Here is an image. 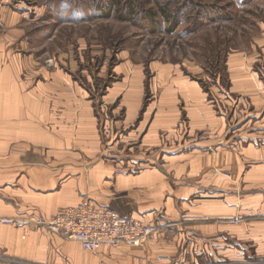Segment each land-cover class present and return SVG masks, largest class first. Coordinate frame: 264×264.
I'll return each mask as SVG.
<instances>
[{"label":"rangeland","instance_id":"obj_1","mask_svg":"<svg viewBox=\"0 0 264 264\" xmlns=\"http://www.w3.org/2000/svg\"><path fill=\"white\" fill-rule=\"evenodd\" d=\"M0 49V66L10 64L30 88L59 83L73 90L96 127L95 138L81 140L102 147L104 158L145 165L153 159L163 168L172 157L180 165H205L209 156L208 165H216V155L236 142L264 147V101L258 99L264 94V0H0ZM176 75L200 86L208 110L178 94ZM248 82L253 94L243 92ZM135 94L140 106L129 125L125 106ZM208 169L214 177L201 181L203 190L194 188L193 201L211 195L212 181L224 172ZM199 174L189 168L184 176ZM226 222L236 226L243 219L237 213ZM121 246L93 253L79 246L78 264H121L115 258ZM197 246L192 242L184 255L200 253ZM199 258L172 264H233L216 254Z\"/></svg>","mask_w":264,"mask_h":264},{"label":"crops","instance_id":"obj_2","mask_svg":"<svg viewBox=\"0 0 264 264\" xmlns=\"http://www.w3.org/2000/svg\"><path fill=\"white\" fill-rule=\"evenodd\" d=\"M173 87L207 109L196 82L176 75ZM244 88L248 91L243 92L253 94L251 82ZM71 92L59 83L30 88L17 79L10 64L0 66V219L48 217L87 198L96 206L156 225L143 249L118 248L120 256L115 258L121 264H172L176 258L196 261L210 254L233 264L264 259V147L251 143L242 147L236 142L231 149L219 150L216 165L224 172L216 175V183L212 181L211 195L193 201L194 188L203 190L201 181L213 176L208 167L216 165H208L209 156L205 165L203 160L180 165L172 157L163 168L155 166L153 159L145 165L104 158L102 147L91 140L82 142L81 138L97 136L95 123L87 105ZM136 95L133 104L125 106L129 125L140 106ZM258 99L264 101L261 91ZM189 168L200 169L199 176L186 179ZM237 213L241 224L226 222ZM163 223L174 225L158 229ZM21 235L20 230L0 223V264L81 262L76 242L39 230L25 239ZM192 242L200 253L185 256ZM155 255L169 259L158 262Z\"/></svg>","mask_w":264,"mask_h":264},{"label":"built area","instance_id":"obj_3","mask_svg":"<svg viewBox=\"0 0 264 264\" xmlns=\"http://www.w3.org/2000/svg\"><path fill=\"white\" fill-rule=\"evenodd\" d=\"M0 223L22 232V239L39 229L66 241H73L86 252L121 245L143 247L156 232V225L146 224L132 215H119L84 199L75 207L59 209L49 217L33 215L0 219Z\"/></svg>","mask_w":264,"mask_h":264},{"label":"trees","instance_id":"obj_4","mask_svg":"<svg viewBox=\"0 0 264 264\" xmlns=\"http://www.w3.org/2000/svg\"><path fill=\"white\" fill-rule=\"evenodd\" d=\"M117 1H119V0H111V2H117ZM161 12L163 13L164 16H166L163 9H161Z\"/></svg>","mask_w":264,"mask_h":264}]
</instances>
